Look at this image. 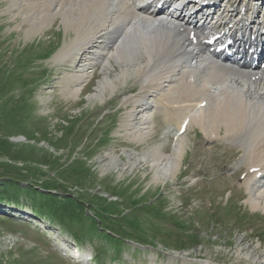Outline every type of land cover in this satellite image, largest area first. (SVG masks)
Masks as SVG:
<instances>
[{
  "label": "rangeland",
  "instance_id": "374dc122",
  "mask_svg": "<svg viewBox=\"0 0 264 264\" xmlns=\"http://www.w3.org/2000/svg\"><path fill=\"white\" fill-rule=\"evenodd\" d=\"M24 6L0 0V182L51 183L82 198L89 217L107 208L115 222L121 211L128 221L139 218L141 224L132 228L147 237L127 240L120 251L108 253L95 240H75L57 223L34 218L28 204L3 200L0 264H97L98 257H103L101 264H255L264 251V211L247 201L240 148L226 139L209 142L199 126L191 125L172 178L155 181L149 164L121 170L129 157H142L152 146L171 153L177 120L152 110L151 134L137 142L122 118L138 109L129 98L137 97L143 78L129 72L101 100L94 91L103 65L88 70L82 91L68 94L85 56L70 52L60 61L54 57L75 32L60 16L32 32L31 11L21 12ZM28 58L31 66L24 71L31 78L24 74L21 82L19 65ZM42 70L46 80L26 89L24 81L34 82ZM111 157L119 159V167L102 168ZM161 212L164 220H155L153 213ZM174 219L184 221V228L175 226ZM88 227V232L96 230Z\"/></svg>",
  "mask_w": 264,
  "mask_h": 264
},
{
  "label": "bare ground",
  "instance_id": "6f19581e",
  "mask_svg": "<svg viewBox=\"0 0 264 264\" xmlns=\"http://www.w3.org/2000/svg\"><path fill=\"white\" fill-rule=\"evenodd\" d=\"M157 1L162 2L154 0L152 5L156 6ZM12 3L19 7L25 4L21 12L31 11L32 17L27 18L32 32L42 30L56 16L62 18L66 28L70 25L74 30V38L54 57L60 61L70 52H79L80 58L85 56L69 81L73 87L68 94L82 91L83 83L90 77L88 70L103 65L102 77L94 91L101 100L106 91L115 87V81L129 76V72L143 78L137 97L129 98L135 105L138 103V109L122 118L137 142L146 140L151 131L152 110L177 120L171 153L165 154L161 145L152 146L142 157H129L128 165L121 170L149 164L155 181L172 178L180 167L188 138L185 131L197 125L209 142L226 139L240 148L239 162L243 163L245 173L241 178L249 193L247 201L252 208L264 211L263 72L257 65L238 66L233 60H214L200 38L213 26L196 25L189 18L188 21L155 18L153 12H147L149 6L143 7L144 0H12ZM163 9L161 13L174 11L166 5ZM42 12L45 15L38 17ZM174 16H179L176 9ZM223 19H228L235 31L251 32L249 22L255 23L246 17L236 21L231 17L218 18ZM114 66L119 70L114 71ZM118 160L111 157L102 168L119 167ZM256 260L255 264L263 262L264 251Z\"/></svg>",
  "mask_w": 264,
  "mask_h": 264
},
{
  "label": "trees",
  "instance_id": "16d2710c",
  "mask_svg": "<svg viewBox=\"0 0 264 264\" xmlns=\"http://www.w3.org/2000/svg\"><path fill=\"white\" fill-rule=\"evenodd\" d=\"M19 53H22V51ZM45 58H48V56L41 57V59ZM30 59L31 58H28L19 65V71L17 73L20 74L19 80L21 82L26 72L24 70L31 66V64H29ZM35 65L38 64L36 63ZM46 73V70H42L41 75L37 76L34 82H32V79H28V83L24 81L25 88L28 89L34 85L37 86L39 82L44 79ZM26 76L31 78V75ZM29 82L32 83L29 84ZM22 109H24V107H22ZM27 183L28 185L23 186L24 181L16 183L13 179L0 182V202L4 200L17 206L23 203L28 204L31 210L39 213L51 222L57 223L63 230L72 234L74 238H80V241L86 238L95 240L96 245L98 244L97 246L108 253L120 251L122 247L127 245V240L139 238L142 242V239L147 237L136 235L132 228L141 224L139 218H137V220L128 221L126 219L127 216H124V212L121 211L120 214H118L119 216H117L118 222H115L112 221L113 219L111 218L113 212L106 211L107 208L98 210L100 216L97 214L93 217H89L86 213L89 211V209L85 207L86 202L79 196L59 190L57 187L50 185L51 183L49 184L45 181H41L39 184L38 182H35V184ZM47 184L49 185L46 186ZM23 190L27 191L26 195L20 194ZM152 216L155 220L162 221L164 220L165 213H153ZM184 223V221L178 219L173 220V224L182 229L184 228ZM111 224H115L118 228H121L122 232L120 233L117 229H114ZM88 225L96 226V230L94 232H88ZM95 234L98 236H95ZM135 250L141 251L140 248L136 246ZM115 256L117 257V254H114V257ZM101 261L102 257H98L97 262L99 263Z\"/></svg>",
  "mask_w": 264,
  "mask_h": 264
}]
</instances>
